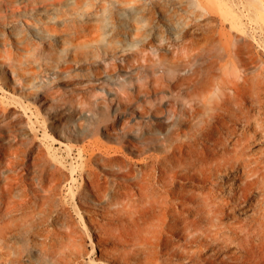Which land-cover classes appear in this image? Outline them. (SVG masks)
Here are the masks:
<instances>
[{"label":"rangeland","instance_id":"rangeland-1","mask_svg":"<svg viewBox=\"0 0 264 264\" xmlns=\"http://www.w3.org/2000/svg\"><path fill=\"white\" fill-rule=\"evenodd\" d=\"M55 1L0 0V105L15 108L0 112V137L18 144L12 171L28 178L44 168L47 180L57 164L66 173L41 224L54 253L110 262L99 253L104 218L75 201L85 179L72 168L85 162L84 142L120 146L116 133L134 140L120 147L131 159L172 150L196 196L264 219V0ZM233 30L252 43L246 64L244 52H224Z\"/></svg>","mask_w":264,"mask_h":264},{"label":"bare ground","instance_id":"bare-ground-1","mask_svg":"<svg viewBox=\"0 0 264 264\" xmlns=\"http://www.w3.org/2000/svg\"><path fill=\"white\" fill-rule=\"evenodd\" d=\"M63 1L65 5L77 3L55 2ZM223 4L229 12L230 4ZM130 18L139 21L135 16ZM232 33L236 39L232 46L227 37L223 40L224 52L234 55L244 52L242 59L246 64L252 43L243 33L237 30ZM237 39L244 40L245 49ZM223 93L220 88L219 96L223 97ZM14 109L0 105V112ZM212 109L219 107L213 104ZM202 125L199 129L206 127V123ZM104 129L111 134L115 128ZM246 132L245 128L240 130L236 141ZM115 136L121 141L120 146L97 149L91 145L90 149V144L84 142L78 156L84 157L85 162L72 168L73 173L78 166L79 176L85 179L74 192L75 201L79 206L89 205L95 215L104 218L98 221V227L106 234L101 236L105 243L100 244L99 253L110 262L103 264H246L252 259H264V219L235 218L230 210L225 211L231 209L230 205L203 194L196 196L193 186L187 187L183 182L186 172L174 163L178 155L172 150L131 159L120 147L132 149L136 145L134 140L121 139L117 133ZM17 146L15 140L1 135L0 263L71 264L78 252L54 253L48 245L53 232L41 225L56 202V185L66 173L57 164H52L47 180L43 176L44 168L40 173L37 168L28 178L17 170L12 171L10 166L15 161ZM261 151L264 152V145ZM179 168L183 169L181 173ZM75 264L80 262L77 260Z\"/></svg>","mask_w":264,"mask_h":264}]
</instances>
